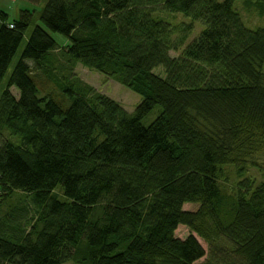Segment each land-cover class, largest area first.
Segmentation results:
<instances>
[{
	"label": "trees",
	"instance_id": "1",
	"mask_svg": "<svg viewBox=\"0 0 264 264\" xmlns=\"http://www.w3.org/2000/svg\"><path fill=\"white\" fill-rule=\"evenodd\" d=\"M27 1L42 6V26L5 86L38 13L9 22L0 10V264H196L198 238L205 264H264V27L249 29L235 8L264 19V0ZM196 22L205 29L186 45ZM56 50L141 103L130 114L67 77L56 96L45 66ZM226 166L263 181L229 193ZM18 193L32 210L11 205ZM181 226L194 235L177 238Z\"/></svg>",
	"mask_w": 264,
	"mask_h": 264
},
{
	"label": "rangeland",
	"instance_id": "2",
	"mask_svg": "<svg viewBox=\"0 0 264 264\" xmlns=\"http://www.w3.org/2000/svg\"><path fill=\"white\" fill-rule=\"evenodd\" d=\"M0 8H3L6 10V13L8 14L9 22L18 21L20 18V12L22 10H29L31 12L38 13L37 17L31 22L27 32L25 33L23 42L19 48V51L15 57V60L13 61V64L11 65L8 74L6 76L4 85L8 78L11 76L12 71L18 62L22 52L24 51L28 40L35 28V26H42V24L39 21L38 16L40 15L42 6H34L33 4L29 3L27 0H1L0 1ZM236 10L241 15L243 22L249 29H257L264 27V19H261L257 13L253 11H247L243 8L242 3L238 2L235 5ZM156 18L160 17L167 22L171 23L173 26H179L182 23L189 24L191 23V20L188 18H185L181 14H168L165 12H160V10L157 11L155 14ZM194 31L192 32L189 40L187 41L188 45L193 40H195L205 29V26L202 23L196 22L194 24ZM50 35L54 38V40L58 43L59 48H63L68 45V40L59 34L50 33ZM179 53H171L172 57H177ZM46 67L50 72L53 73V78H57L59 81H56L53 79V81H49L48 85V91H52L56 94V96L60 97L63 94L59 93L58 90V83L60 80H62L64 77H67L69 80H71L72 83L75 84L76 87H90L95 92L104 95L113 101L120 104L128 113L132 114L137 106L141 103V97L137 95L136 93L128 90L127 88L123 87L118 82L111 80L104 75L95 72L93 70H90L88 68H85L84 66L72 62L68 59L66 55L61 50H56L51 53H49V57L47 59ZM32 64V63H30ZM264 70V68H263ZM48 74V73H47ZM156 74L162 75L161 69L156 70ZM48 77H52V75L48 74L47 77H43V79H46ZM49 79V78H48ZM48 79H46L48 81ZM63 85H61L62 91L66 88H69L70 84L67 80L62 81ZM12 93L16 98H18V91L15 88L11 89ZM61 91V90H60ZM66 95V94H64ZM40 97H44V94H41ZM56 97V99L61 100L60 98ZM161 113V109L157 107L151 114L144 120V125L148 126L150 125ZM5 138L9 139L15 143L20 142L19 138L14 139L13 137L9 136L8 132H5ZM264 162V158L261 160ZM244 179H250L254 182L253 186L258 185L260 182L263 181L262 173L258 169H250L246 176L242 179H239L235 173V169L230 166H226L223 168V175L221 178V186L227 192L234 193L236 186L239 182H241ZM57 192H59L57 190ZM31 200L30 197L23 194L18 193L16 197L13 199V202L11 205H23L32 210L31 208ZM9 207H5L4 209H8ZM199 208L198 204H186L184 206L185 211H192L195 212ZM32 214V213H31ZM30 214V216H31ZM189 235H194L188 228L186 227H179L178 230L175 233V236L177 238H180L182 240L186 239ZM199 242L202 244L206 251V256L196 264H205L207 259L209 258L210 248L209 245L203 241L202 239L198 238ZM66 264H74L72 262L66 263Z\"/></svg>",
	"mask_w": 264,
	"mask_h": 264
},
{
	"label": "crops",
	"instance_id": "3",
	"mask_svg": "<svg viewBox=\"0 0 264 264\" xmlns=\"http://www.w3.org/2000/svg\"><path fill=\"white\" fill-rule=\"evenodd\" d=\"M0 1H1V0H0ZM0 10L6 13V10H5V9H3V8H0Z\"/></svg>",
	"mask_w": 264,
	"mask_h": 264
},
{
	"label": "built area",
	"instance_id": "4",
	"mask_svg": "<svg viewBox=\"0 0 264 264\" xmlns=\"http://www.w3.org/2000/svg\"><path fill=\"white\" fill-rule=\"evenodd\" d=\"M10 27H11V28H13V26H12V25H11Z\"/></svg>",
	"mask_w": 264,
	"mask_h": 264
}]
</instances>
